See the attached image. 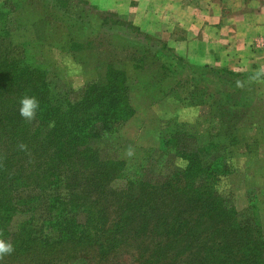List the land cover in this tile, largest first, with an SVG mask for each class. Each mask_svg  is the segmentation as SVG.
<instances>
[{
	"label": "trees",
	"instance_id": "16d2710c",
	"mask_svg": "<svg viewBox=\"0 0 264 264\" xmlns=\"http://www.w3.org/2000/svg\"><path fill=\"white\" fill-rule=\"evenodd\" d=\"M26 95L40 103L30 122L19 114ZM134 115L123 71L108 67L78 99L56 105L48 73L0 49V239L15 249L10 262L33 264L37 252L68 246L101 264L127 255L136 264H264L256 215L241 216L220 191L230 175L225 157L207 160L163 140L187 167L138 189L114 188L125 163L101 160L95 143ZM38 210L46 235L32 219L8 232L14 217Z\"/></svg>",
	"mask_w": 264,
	"mask_h": 264
},
{
	"label": "rangeland",
	"instance_id": "374dc122",
	"mask_svg": "<svg viewBox=\"0 0 264 264\" xmlns=\"http://www.w3.org/2000/svg\"><path fill=\"white\" fill-rule=\"evenodd\" d=\"M196 1L197 8L207 2L212 5L216 17L222 11L225 25L248 32L259 18L238 16L264 9V0ZM132 2L0 0V36H5L0 37V49L45 70L56 105L78 99L86 86L104 78L108 67L123 71L135 115L116 133L95 143L101 160L125 163L122 179L114 182V188L132 190L131 184L156 183L183 169L177 166L181 159L175 152L161 148L163 140L177 139L181 151L205 154L207 160L226 158L230 175L220 187L222 196L241 216L251 220L256 215L264 235V81L259 79L263 74L257 67L247 66L235 74L242 77L227 75V67L233 65L223 61L221 50L214 51V66H195L188 54L176 55L167 45L163 49V35L157 30H141L117 13L129 9ZM141 4V10L147 12L172 10L166 0ZM248 32L246 41L256 38L254 49H264L263 36ZM215 37L228 39V35ZM232 41L239 45L237 39ZM29 219L37 232L46 235L42 227L47 216L41 210L17 215L8 232L16 233ZM54 249L34 254L33 264L46 260L52 264H101L95 254L81 248L75 254L68 246ZM8 258L0 257V264L29 263H11ZM108 264L136 262L127 255Z\"/></svg>",
	"mask_w": 264,
	"mask_h": 264
},
{
	"label": "crops",
	"instance_id": "0c3cea01",
	"mask_svg": "<svg viewBox=\"0 0 264 264\" xmlns=\"http://www.w3.org/2000/svg\"><path fill=\"white\" fill-rule=\"evenodd\" d=\"M104 1H109V3H112V1L115 2V0ZM130 1L133 2L129 9L121 12L118 10L117 13L128 17L132 25L141 30H157L160 35H163L161 39L163 49H166L167 45V48H172L176 55L185 56L188 54L192 62L191 64L195 66H214L216 63L214 60V51L221 50L223 61L229 65H233L232 67H227V75L242 77L241 74H235L244 72L245 70L243 67L248 66L257 67V72L263 74L260 75L259 79L264 76V49H254L252 42L256 38L252 37L246 41L248 30H244L238 26L237 28L233 25H225L222 19L224 16L223 12L217 11L220 14L216 17V14L212 12L213 6H208V0H205L207 2L206 4L200 5L201 8H197L196 0H173V3L172 0H166L169 4L168 6L172 7V10H167L166 8L160 10V12L157 11L158 13L156 11L147 12L141 10L144 7V4H141V2L145 0ZM238 17H250L251 19L259 18L253 21L255 24L250 27V32L248 33H253L254 37L261 35L264 38V21H262L264 19L263 8L260 12L256 11V13H251L249 11L247 14L239 15ZM155 22H157L156 25H154ZM217 24H222V26ZM248 26L249 25H247V27ZM173 34L174 36H172L171 40V35ZM220 34L221 36L228 35V39L221 38L220 41V38L215 37V35ZM176 35H181L184 39ZM231 39H237L236 42H238L239 45H235Z\"/></svg>",
	"mask_w": 264,
	"mask_h": 264
},
{
	"label": "clouds",
	"instance_id": "9594fccd",
	"mask_svg": "<svg viewBox=\"0 0 264 264\" xmlns=\"http://www.w3.org/2000/svg\"><path fill=\"white\" fill-rule=\"evenodd\" d=\"M19 114L26 121H32L36 118L40 103L35 96H24L20 99ZM22 149L24 145L20 146ZM177 166L180 168L187 167V161L181 159L177 162ZM15 251L13 245L7 240L0 239V257L11 255Z\"/></svg>",
	"mask_w": 264,
	"mask_h": 264
}]
</instances>
